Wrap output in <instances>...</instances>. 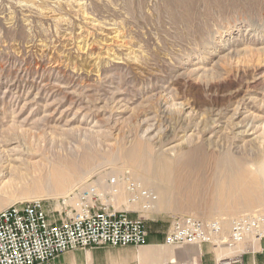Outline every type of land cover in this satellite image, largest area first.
Here are the masks:
<instances>
[{"label":"rangeland","instance_id":"374dc122","mask_svg":"<svg viewBox=\"0 0 264 264\" xmlns=\"http://www.w3.org/2000/svg\"><path fill=\"white\" fill-rule=\"evenodd\" d=\"M237 107L234 123H249L248 134L217 124L202 130V119L220 110L230 119ZM88 140L104 158L137 141L171 162L189 152L205 161L208 179L225 153L264 159V0H0V212L33 199L47 200L50 215L70 208L69 197L23 196L28 187L18 176L43 152L54 158ZM122 162L80 178L143 218L148 242L165 239L176 216L218 219L227 234L236 218L264 212L262 205L222 216L189 208L149 213L136 206L142 198L128 190L129 179L124 198L108 186L117 175L133 177ZM206 246L223 259L218 264L247 252ZM190 247L197 248H183ZM192 260L200 264L185 262Z\"/></svg>","mask_w":264,"mask_h":264},{"label":"bare ground","instance_id":"6f19581e","mask_svg":"<svg viewBox=\"0 0 264 264\" xmlns=\"http://www.w3.org/2000/svg\"><path fill=\"white\" fill-rule=\"evenodd\" d=\"M237 109L238 107L236 110L233 109L235 111L233 115L231 114L230 119L220 110L219 113L202 119L199 124L204 132H210L214 129L212 125L217 124L220 129L227 130L229 128L236 137L244 136L252 127L249 123H234L237 115H239ZM213 113L215 112L213 111ZM93 143L88 140V144L80 145L78 148H67L68 150L55 155L54 158L43 152L39 163L33 166L27 164L25 174L18 176V182L27 183L26 188H28L23 192V196L28 195L36 198L44 195L52 199H66L73 194L76 187L83 185L88 181L86 179L97 173L98 170L93 171L95 167L97 168L103 163L112 164L114 162L115 164V161L121 160L122 163L129 165V168L126 166V169L134 171H132L133 177L131 176L133 179L123 176L124 173L122 176L117 175V194L120 198L126 197L121 185L127 183L125 184L123 181L130 180L136 183L141 189L139 194L142 199L141 203L135 205L139 207L142 204L149 213L171 212L181 208H189L207 216L214 214L222 216L240 211H253L255 208L264 205V159L261 158L262 156L257 155L255 157L252 155V158L248 159L247 157L237 158L232 154L225 153L224 156L215 160L216 170L213 168L214 175L208 179L203 175V171L201 172L205 161L195 160L194 155L189 152L184 155H177L171 162L167 160L165 154L153 155L150 145L137 141L129 148L121 144L116 145L115 150L104 158L100 148H94L95 145H90ZM215 143L212 141L210 144L215 145ZM91 171L93 173L89 177L85 176L83 180L80 178L86 174L85 172L90 173ZM28 177H30L29 180ZM78 178L82 182L79 180L81 183L74 184ZM99 186L103 187L100 184ZM102 190L106 191L105 188ZM1 207H4V202L0 203ZM256 244L258 243L255 242L254 245ZM239 256L241 254H234L230 258ZM220 257H223V254Z\"/></svg>","mask_w":264,"mask_h":264},{"label":"built area","instance_id":"2783aa9c","mask_svg":"<svg viewBox=\"0 0 264 264\" xmlns=\"http://www.w3.org/2000/svg\"><path fill=\"white\" fill-rule=\"evenodd\" d=\"M107 184L116 189L118 177L109 178ZM128 190L136 195L141 191L134 182H129ZM110 196L96 183L86 182L69 197L72 206L56 214L48 213L45 199L19 202L2 210L0 264H43L74 250L147 245L149 231L143 218L117 209ZM263 239L264 212L236 218L227 234L218 219L176 216L164 244L175 248L214 245L234 250L247 242L254 250V243L259 245ZM241 258H227L222 264H241Z\"/></svg>","mask_w":264,"mask_h":264},{"label":"crops","instance_id":"0c3cea01","mask_svg":"<svg viewBox=\"0 0 264 264\" xmlns=\"http://www.w3.org/2000/svg\"><path fill=\"white\" fill-rule=\"evenodd\" d=\"M249 243L241 244L240 251L246 252L241 264H264V239L260 247L253 245L249 251ZM186 247V246H184ZM226 249V248H225ZM218 250V249H217ZM190 256L189 255H192ZM238 254L237 252L233 253ZM214 255V254H213ZM212 255L208 246L197 248H175L164 244V239L149 240L145 246L112 247L104 246L94 249L74 250L66 252L56 259L43 264H183L188 259H199L200 264H218V254ZM199 256L200 258H197ZM197 264L196 260H192Z\"/></svg>","mask_w":264,"mask_h":264}]
</instances>
